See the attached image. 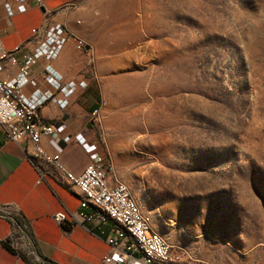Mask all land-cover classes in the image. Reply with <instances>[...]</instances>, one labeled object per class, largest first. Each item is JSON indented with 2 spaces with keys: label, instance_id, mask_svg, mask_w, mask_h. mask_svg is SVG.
Here are the masks:
<instances>
[{
  "label": "rangeland",
  "instance_id": "rangeland-1",
  "mask_svg": "<svg viewBox=\"0 0 264 264\" xmlns=\"http://www.w3.org/2000/svg\"><path fill=\"white\" fill-rule=\"evenodd\" d=\"M49 26L100 88L108 179L184 264H264V0H83Z\"/></svg>",
  "mask_w": 264,
  "mask_h": 264
},
{
  "label": "crops",
  "instance_id": "crops-1",
  "mask_svg": "<svg viewBox=\"0 0 264 264\" xmlns=\"http://www.w3.org/2000/svg\"><path fill=\"white\" fill-rule=\"evenodd\" d=\"M39 1L0 0V45L5 52L0 53L1 76L16 80L24 96L51 97L40 106L39 116L44 122H54L56 128L40 144L48 155L57 156L67 169L79 174L89 163L87 144L96 143L90 124L92 112L100 109V88L86 77L85 63L75 55L71 42L64 43L49 61L39 57L28 77L20 74V65L22 53L34 51V30L42 31L55 10L83 0ZM45 68L53 72L56 82L46 79ZM64 99L67 104L61 106ZM32 150V144H17L0 133V204L16 205L29 224L39 254L49 262L101 264L110 251L104 238L88 222L70 224V213L80 209V197L62 179L40 170ZM57 211L66 214L65 224L53 220L52 213ZM110 226L108 222L106 227ZM11 230L9 221L0 217V264H27L3 242Z\"/></svg>",
  "mask_w": 264,
  "mask_h": 264
},
{
  "label": "built area",
  "instance_id": "built-area-1",
  "mask_svg": "<svg viewBox=\"0 0 264 264\" xmlns=\"http://www.w3.org/2000/svg\"><path fill=\"white\" fill-rule=\"evenodd\" d=\"M33 1L40 3L39 0ZM77 40L84 45L80 39ZM62 42L58 30L53 26L44 27L42 31L34 30L31 40L34 51L22 53L20 74L28 77L31 65L39 57L48 61L54 58ZM7 54L11 56L9 53L4 56ZM2 70L0 60V133L17 144H32L31 156L41 165L40 170L62 179L78 194L80 209L70 213V224L88 222L104 238L110 251L101 264H184V251L153 229L149 217L140 209L128 185L117 178L113 181L108 179L107 159L97 143L87 144L89 163L79 174L67 169L57 156H50L44 151L41 138L51 135L56 125L54 122H44L39 116V109L51 97L47 94L24 96L16 80L2 78ZM44 72L48 81H57L48 68ZM66 104L64 99L61 106ZM98 111L92 112V122L98 119ZM0 217L8 220L12 226L11 233L3 240L14 250L24 252L32 264H53L39 254L29 232V224L14 203L0 204ZM52 218L58 224L67 222L66 214L61 211L52 213ZM108 222L111 223L109 228L106 227Z\"/></svg>",
  "mask_w": 264,
  "mask_h": 264
},
{
  "label": "trees",
  "instance_id": "trees-1",
  "mask_svg": "<svg viewBox=\"0 0 264 264\" xmlns=\"http://www.w3.org/2000/svg\"><path fill=\"white\" fill-rule=\"evenodd\" d=\"M3 242L7 245V247L10 249V250H12V251H14L16 254H18L19 256H23L25 259H26V261H27V264H32V262L30 261V258L24 253V252H17L16 250H14L10 245H9V243L7 242V241H4L3 240ZM43 259H45L43 256H41ZM46 261H48L47 259H45ZM49 262V261H48ZM51 263V262H50Z\"/></svg>",
  "mask_w": 264,
  "mask_h": 264
}]
</instances>
